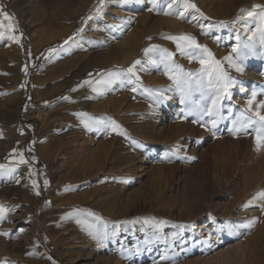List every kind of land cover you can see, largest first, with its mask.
<instances>
[{"label": "rangeland", "instance_id": "rangeland-1", "mask_svg": "<svg viewBox=\"0 0 264 264\" xmlns=\"http://www.w3.org/2000/svg\"><path fill=\"white\" fill-rule=\"evenodd\" d=\"M192 2L208 20L158 14L151 0H106L103 17L82 25L97 0H0L22 33L19 44L0 42V164L15 159L14 149L29 161L14 175L0 172V203L14 209L0 224L10 234L0 236V264H264V201L249 205L264 192V149L255 150V126L232 133L251 92L264 101V56L245 59L243 73L224 63L239 83L209 131L210 117L185 118L206 97L173 84L164 52H145L156 45L184 72H198V57L166 38L190 34L224 61L234 55L229 37L246 39L247 21L234 23L241 10L264 0ZM82 26L67 51L47 56ZM131 37L138 53L129 57ZM136 60L135 85L117 82L98 95L83 83ZM79 113L115 120L126 136L90 130ZM76 209L103 218L94 222L107 233L102 242L69 215ZM253 219L252 229L239 227Z\"/></svg>", "mask_w": 264, "mask_h": 264}, {"label": "snow or ice", "instance_id": "snow-or-ice-1", "mask_svg": "<svg viewBox=\"0 0 264 264\" xmlns=\"http://www.w3.org/2000/svg\"><path fill=\"white\" fill-rule=\"evenodd\" d=\"M121 2L123 4H136L141 3L142 0H121ZM151 4L153 7L149 10L156 11L158 14L166 16L175 15L177 18L185 19L186 14L195 13L197 15H191V19H209L200 10V8L192 2V0H151ZM106 6V0H97L94 10L83 19L82 25L87 24L90 20L102 18ZM241 12L244 13V15L239 16L234 23L247 21L243 25L246 39L242 41L240 33H236L234 36L229 37V39H234L236 41V43L231 47V52L234 55L225 57L224 61L217 60L209 48L199 44L196 38L190 34L166 37L176 43V47L182 55H188L193 59L198 57V62L200 64V70L198 72H184L179 65L170 63L173 55L172 53L167 52L165 49H158V46L156 45H153L151 48L145 50L146 54L153 51H162L165 53L163 57V62L166 67L165 74L173 81V84L179 88L183 94L190 93L194 85L196 89L206 97L207 104L196 111L190 110L185 112V118L192 115L197 118L194 122H198L205 116L210 117L211 128L209 131L215 129L220 120L223 119L226 102L231 101L232 99L231 89L236 87L239 83L238 80L229 75L228 71L224 67V63L226 62L236 72L243 73L244 67L242 62L245 59L257 54L264 56V5H254L252 10L242 9ZM199 26L201 28L206 27L211 29L213 25L209 23L207 25ZM226 26L227 24L224 21L217 23L218 28H224ZM18 31V24L15 17L7 13L3 9V6L0 5V42L7 40L19 44L22 33L18 36ZM82 32H84L83 26L77 30L73 37H69L68 40H65L62 45L48 49L47 56L53 57L54 55L60 54V52L67 51L64 46L69 45L70 41L72 44H75L76 37L80 36ZM215 39L219 41L221 37L217 36ZM140 63V60H136L127 69L98 73L96 77H93V74L90 73V78L85 80L83 83L89 85L91 90L98 95L105 94V91L110 89L112 85L117 82L135 85L139 81V76L137 75V65ZM24 71L25 74H27V65L25 66ZM94 82L95 86H92ZM131 90L135 92L137 89L134 86ZM257 95L258 93L255 90L251 92L250 97L247 100V108L242 113V118L238 121H234L233 123L232 133L233 135H236L243 131L244 134H248L247 130L255 126L253 128L255 136V150L259 152L264 149V112L261 111L264 110V101L258 103ZM64 99H67V97ZM77 115L82 118H86L84 119L85 127L90 130L104 131L108 134L116 133L117 135L126 136L122 127L115 120H111L107 117L94 118L87 116L86 113H79ZM132 143L136 144L137 142L132 141ZM10 156L15 159L10 160L9 164H0V172L14 175L18 171L19 165L29 163V161L24 157L23 152H17L15 149ZM34 159L35 158L33 157V160ZM35 175V171L30 170V177ZM44 184L45 187H47V179H45ZM32 187L36 190V195H39V186L35 180H32ZM257 199L264 201V192L259 193L257 197H254L253 200L249 201V205L254 204ZM13 210V208H9L3 203H0V224L7 220L8 215ZM261 210L264 211V208ZM69 215H75L76 223L87 231L94 239L102 242L104 237L107 235L106 232L101 235L99 228L96 223H94L103 221V218L98 216L96 213L76 209ZM88 218H91V220ZM131 223H135V221H132ZM145 223H148V221H145ZM255 224L256 220L253 219L247 221L245 224L239 225V227L252 229ZM20 231H23V229H20ZM9 235V232L7 231H0V236L8 237ZM49 259L51 260V257H49ZM164 259H168V257L165 256ZM53 264H56V262L53 261Z\"/></svg>", "mask_w": 264, "mask_h": 264}, {"label": "bare ground", "instance_id": "bare-ground-1", "mask_svg": "<svg viewBox=\"0 0 264 264\" xmlns=\"http://www.w3.org/2000/svg\"><path fill=\"white\" fill-rule=\"evenodd\" d=\"M137 39H139V38H137ZM137 39L134 37H131L130 39H128L127 43L125 44V47L127 48L128 53H129V55H128L129 57L134 56L135 54L138 53L137 52L138 49L136 47V44L138 43Z\"/></svg>", "mask_w": 264, "mask_h": 264}]
</instances>
